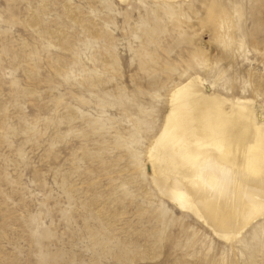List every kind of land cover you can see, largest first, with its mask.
Masks as SVG:
<instances>
[{"label":"rangeland","instance_id":"1","mask_svg":"<svg viewBox=\"0 0 264 264\" xmlns=\"http://www.w3.org/2000/svg\"><path fill=\"white\" fill-rule=\"evenodd\" d=\"M192 75L264 107V0H0V264H264L148 176Z\"/></svg>","mask_w":264,"mask_h":264},{"label":"bare ground","instance_id":"2","mask_svg":"<svg viewBox=\"0 0 264 264\" xmlns=\"http://www.w3.org/2000/svg\"><path fill=\"white\" fill-rule=\"evenodd\" d=\"M146 156L158 192L219 237L264 220V107L254 95L225 96L188 77L168 93Z\"/></svg>","mask_w":264,"mask_h":264}]
</instances>
